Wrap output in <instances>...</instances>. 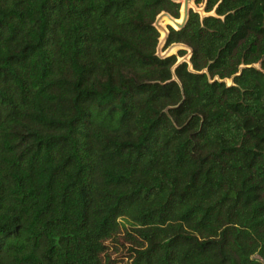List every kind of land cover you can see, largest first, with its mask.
<instances>
[{"label":"trees","instance_id":"1","mask_svg":"<svg viewBox=\"0 0 264 264\" xmlns=\"http://www.w3.org/2000/svg\"><path fill=\"white\" fill-rule=\"evenodd\" d=\"M194 4L0 0V264H264V0Z\"/></svg>","mask_w":264,"mask_h":264},{"label":"rangeland","instance_id":"2","mask_svg":"<svg viewBox=\"0 0 264 264\" xmlns=\"http://www.w3.org/2000/svg\"><path fill=\"white\" fill-rule=\"evenodd\" d=\"M190 8L199 12L201 15L205 14L203 11V6H196L194 2L190 3ZM180 18L181 12L179 11V19ZM166 29L168 30V25L166 26ZM158 32L159 40L157 46V54L159 56L177 54L178 50L185 49L184 47L178 45L165 47V43L163 41L165 32H163L162 30H158ZM188 59L189 50L185 56L177 57L178 62H181L183 60L188 61ZM227 82L230 83V80H228ZM120 222L121 224L119 226V232L117 233V235L106 242V250L103 254V262H105L106 264H132L134 253L131 251V249L136 248V246L129 240V237L127 236V232L132 234L129 223L125 220L121 221V219Z\"/></svg>","mask_w":264,"mask_h":264},{"label":"water","instance_id":"3","mask_svg":"<svg viewBox=\"0 0 264 264\" xmlns=\"http://www.w3.org/2000/svg\"><path fill=\"white\" fill-rule=\"evenodd\" d=\"M171 1H173V2H175V3H179V4H181V1H182V0H171ZM191 2H194V0H183L184 11H183L182 20H181L180 23L175 22L177 19L173 18L172 16H170V15H169L168 13H166V12H162V13L156 18L155 23H154V26H155V28H156L157 30H162L163 32H165V36H164V40H163L164 42H165V38H166V36H167V34H168V30H167L166 28H164V27L161 26V24H160V20H161V18H162L163 16H166V17L170 18V19L174 22V24H175L174 29H176V30H177V29H181V28H183V27L185 26L186 22H187L188 15H189V10L192 9V8H190V6H189V4H190ZM168 26H170V25H168ZM170 27H171V26H170ZM172 28H173V27H172Z\"/></svg>","mask_w":264,"mask_h":264},{"label":"bare ground","instance_id":"4","mask_svg":"<svg viewBox=\"0 0 264 264\" xmlns=\"http://www.w3.org/2000/svg\"><path fill=\"white\" fill-rule=\"evenodd\" d=\"M189 6H190V4H189ZM183 11H184V6H183V0H182V1H181V9H180V12H181V18H180L179 20L177 19L175 22H177V23H180V22H181V20H182V16H183ZM164 21L167 22V24H164ZM160 24H161V26L164 27V28H166L167 25H171V26L175 27L174 22H173L170 18H168V17H166V16H163V17L161 18V20H160Z\"/></svg>","mask_w":264,"mask_h":264},{"label":"flooded vegetation","instance_id":"5","mask_svg":"<svg viewBox=\"0 0 264 264\" xmlns=\"http://www.w3.org/2000/svg\"><path fill=\"white\" fill-rule=\"evenodd\" d=\"M178 20H179V18H178ZM164 24H167V22L164 21Z\"/></svg>","mask_w":264,"mask_h":264}]
</instances>
